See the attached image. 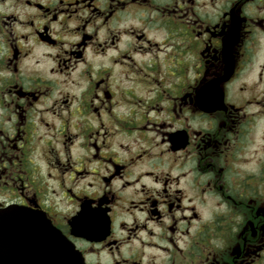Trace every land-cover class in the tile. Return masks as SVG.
I'll use <instances>...</instances> for the list:
<instances>
[{
    "label": "flooded vegetation",
    "instance_id": "1",
    "mask_svg": "<svg viewBox=\"0 0 264 264\" xmlns=\"http://www.w3.org/2000/svg\"><path fill=\"white\" fill-rule=\"evenodd\" d=\"M141 7H147L142 0H120V5L113 0H0V30L14 21L10 35L15 36L7 54L0 56V64L17 73L27 60V67L39 73L38 86L32 90L9 81L10 90L19 89L17 101L22 97L31 100L27 105L16 103L18 111L10 129L0 118V137L8 142L6 147L31 156L36 171L33 187L37 190L30 189L27 181L18 183L24 177L13 175L11 167L0 168V211L42 216L73 245L84 264H153L154 249L161 247L150 239L160 235L155 228L166 224L167 231L175 234L180 230V220L195 222L205 213L210 214L205 223L216 228L215 194L222 189L215 188L208 196V207L200 208L192 201L205 195L204 191L187 186L188 173L176 169L193 158L195 167L202 168L205 161L201 154L205 151L215 152L224 160L220 172L234 163L233 155L224 147L227 141L218 131L186 126L175 103L160 105L158 96L151 95L161 84L175 80L173 100L181 101L213 77L201 64L200 74L185 80L183 72L190 61L180 54L177 60L162 57L158 63L146 58L148 49L143 48V42H154L140 26L130 28L127 18L119 17L122 11ZM181 13L187 15L178 5L168 21L181 35L187 33L190 46L201 55L223 50L219 24L201 30ZM224 47L227 59V39ZM261 61L264 53L250 62L241 39L223 86L222 102L230 112L239 114L240 121L249 116L247 105H264V90L243 95L245 89L251 92L255 88L256 65L264 70ZM4 79L0 74V81ZM200 97L202 105L197 110L186 106L184 111H192L193 117L203 116L210 107L221 106L207 105V90H202ZM49 101L50 106H46ZM12 119L7 117L9 122ZM153 129L163 131L157 143L164 146L163 159L155 163L151 162ZM237 131L243 137L240 128H234L233 134ZM257 132L264 138V124H257ZM237 151L241 155L235 162L248 163L247 145L242 142ZM5 155L6 162L16 163ZM164 164L169 168L160 174L171 177V181L166 179L163 187L156 188L155 169ZM172 182L175 187L169 186ZM93 187L95 191L86 190ZM240 196L252 204L247 208L245 228L252 225L258 234L264 228V212L253 203L254 197L243 192ZM229 200L244 204L241 198ZM226 223L225 218L219 227H226ZM252 236L249 230V238ZM168 242L172 243L171 236Z\"/></svg>",
    "mask_w": 264,
    "mask_h": 264
},
{
    "label": "clouds",
    "instance_id": "2",
    "mask_svg": "<svg viewBox=\"0 0 264 264\" xmlns=\"http://www.w3.org/2000/svg\"><path fill=\"white\" fill-rule=\"evenodd\" d=\"M113 3L120 5V0H113ZM142 3L147 7L129 8L127 11L120 12L119 17H126L130 28L140 26L154 42L152 45L146 41L143 42V48L148 49L145 53L146 58H151L153 63H158L162 57L177 60L180 54L185 60L190 61L187 63L186 71L183 72L185 80L195 79L200 74L201 64L206 65L207 74L213 77L210 83L205 79L191 97H185L181 101L173 100L175 80L161 84L151 95L158 96L157 103L160 105L167 106L169 103H175L177 112L184 118L186 126L201 131H218V134L227 141L224 147L234 157L233 167L226 168L224 172L218 170L220 167H225L224 160L215 152L208 151L201 154V159L205 161L202 168L195 167L196 159L193 158L176 169L178 173H188L185 178L187 186L204 191L205 195L192 201L200 208L208 207V196L213 194L215 188L222 189V192L215 194L219 219L216 228L205 223L210 219L209 213H205L203 219L195 222L180 220V230L175 234L167 231L166 224L155 228L160 235L150 239L161 247L154 249L153 264H160L161 261L163 264H229V262L230 264H264V228L260 229L258 234L252 225L245 228L247 208L252 204L245 197L240 196L243 192L246 196L254 197L253 203L259 204L261 211L264 212V138H261L257 132V124H264V105H247L245 111L249 112V116L240 121L239 114L230 112L222 103L223 86L231 74V65L241 39L244 40L250 62L256 59L258 53H264V0H194V2L193 0H142ZM178 5L187 13L186 16L181 13V16L190 23L195 22L201 30L217 24L221 26L219 32V39L223 41L221 52L210 50L209 53L201 55L197 48L190 46L187 33L181 35L179 30L168 21L169 14L177 9ZM225 12L228 13V17L224 16ZM12 24L14 21H9V27L0 30V49L4 50L0 56L7 54L8 46L15 40L14 34L10 35L13 31ZM127 38L131 40L132 36L129 35ZM226 39L229 41L227 59L224 47ZM156 45H159V48ZM27 64L28 61L25 60L23 70L17 73H14L10 66L0 64V74L5 77L3 81H0V118L4 119V126L9 129L15 123V115L18 111L16 103L27 105L31 100L30 97H22L17 101L19 89L10 90L9 81L19 84L25 90H32L38 86L39 73L27 67ZM255 70L257 73L255 88L251 92L245 89L243 95H254L264 90V70L259 64L256 65ZM202 90L210 93V102L207 105L220 103L221 106L210 107L206 115L193 117L192 111L185 112L184 108L188 106L192 110H197L202 105L200 97ZM188 101H191L190 105ZM50 104L51 101L47 102L46 106ZM161 115L163 116V113ZM9 116L13 117L10 122L7 120ZM210 124H219L223 127L222 129L210 128ZM234 128L242 129L243 137L239 131L233 134ZM150 135L153 137L150 142L151 162L155 163L163 159L161 150L164 146L157 143L160 136H163V131L153 129ZM80 140H83V136ZM172 140L175 143V138ZM193 140L198 142L199 137L194 135ZM242 142L249 150L248 163L235 162L240 159L241 154L237 151V147ZM7 144L8 142L0 137V168L11 167L13 175L24 177V180L18 183L27 181L29 188L36 191L32 180L36 171L31 156H25L18 151L12 152L6 147ZM6 153L16 160L14 165L11 164V160L6 162ZM168 168L169 165L164 164L155 169L158 175L153 178L154 187H163L166 179L171 181V177L160 174ZM241 169L243 171H240ZM131 178L135 179V177ZM169 186L175 187L176 184L172 182ZM96 187L86 190L95 191ZM229 197L244 199V204L235 205ZM187 215L190 216L191 212ZM225 218L226 227L220 228L219 223ZM166 219L167 222H171V218ZM197 226H200L199 231ZM249 230L253 233L251 239ZM169 236L172 237V243L168 242ZM79 264H84L81 257H79Z\"/></svg>",
    "mask_w": 264,
    "mask_h": 264
},
{
    "label": "water",
    "instance_id": "3",
    "mask_svg": "<svg viewBox=\"0 0 264 264\" xmlns=\"http://www.w3.org/2000/svg\"><path fill=\"white\" fill-rule=\"evenodd\" d=\"M0 264H79V256L42 216L0 211Z\"/></svg>",
    "mask_w": 264,
    "mask_h": 264
}]
</instances>
